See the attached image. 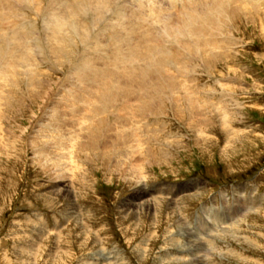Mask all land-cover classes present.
Listing matches in <instances>:
<instances>
[{"label":"rangeland","instance_id":"obj_1","mask_svg":"<svg viewBox=\"0 0 264 264\" xmlns=\"http://www.w3.org/2000/svg\"><path fill=\"white\" fill-rule=\"evenodd\" d=\"M233 4L240 11L225 29L232 42L221 48H231L230 57L208 70L210 62L192 56L186 75L167 73L179 87L189 79L198 103L212 95V109L180 119L168 97L166 113L144 124L158 133L149 132L155 148L142 149L147 159L139 182L137 170L110 165L104 148L94 143L77 162L81 166L63 173L65 181L70 178L66 194L48 162L41 167L43 158L27 146L38 147L42 100L0 122L15 128L13 137L4 133L1 139L13 141L15 149L0 147V264H264V0L256 8ZM65 69L50 77L60 82ZM217 107L228 121H219ZM193 120L210 124L198 134L188 127ZM228 125L232 131L226 133ZM138 199L149 206L126 207Z\"/></svg>","mask_w":264,"mask_h":264},{"label":"bare ground","instance_id":"obj_2","mask_svg":"<svg viewBox=\"0 0 264 264\" xmlns=\"http://www.w3.org/2000/svg\"><path fill=\"white\" fill-rule=\"evenodd\" d=\"M163 1L0 0V122L8 123L23 106L42 100L41 107H37L43 116L36 119L38 147L33 143L27 146L43 158L41 167L46 169L50 165L47 170L54 174L55 182L64 187L66 194L70 178L65 181L63 173L81 166L77 162L88 157L86 147L94 143L104 148L110 165L119 167L123 163L133 173L138 171L137 182L142 180L141 166L147 159L142 149L153 146L150 133H158L147 130L144 124L148 117L166 113L162 104L168 97L174 101L170 103L173 114L180 119L191 118L213 106L212 95H205L198 103L188 90L189 79L186 83L181 80L183 86L179 87L168 74L179 71L186 75L192 56L210 62L208 70L217 60L228 59L231 48L221 50L232 42L225 29L240 10L234 6V0ZM236 1L238 5L255 8L262 2ZM221 35L226 39L218 38ZM176 55L183 58L177 59ZM35 56L40 57L39 62ZM262 58L264 54L260 53ZM38 64L45 68L38 69ZM63 65L66 69L61 71L60 82L54 81L51 74H56ZM53 83L55 89L51 88ZM221 84L220 88L224 86ZM180 89L185 91L182 96ZM222 109L217 107L219 117L221 113L223 116L219 118L221 123L224 119L228 121V114L223 115ZM187 124L199 134V129L210 123L193 120ZM9 126H0V147L6 152L8 146L15 149L13 141L2 142L4 133L6 137L15 134V128ZM17 126V131H21L20 125ZM229 131L232 128L228 125L226 133ZM23 134L16 138L21 139ZM151 136L153 139L154 135ZM146 202L138 199L126 207L143 206Z\"/></svg>","mask_w":264,"mask_h":264}]
</instances>
